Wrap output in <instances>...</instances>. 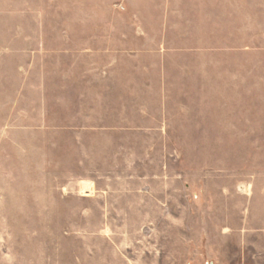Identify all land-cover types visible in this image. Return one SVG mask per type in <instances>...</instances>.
<instances>
[{
    "label": "rangeland",
    "instance_id": "rangeland-1",
    "mask_svg": "<svg viewBox=\"0 0 264 264\" xmlns=\"http://www.w3.org/2000/svg\"><path fill=\"white\" fill-rule=\"evenodd\" d=\"M0 264H264V0H0Z\"/></svg>",
    "mask_w": 264,
    "mask_h": 264
},
{
    "label": "bare ground",
    "instance_id": "bare-ground-1",
    "mask_svg": "<svg viewBox=\"0 0 264 264\" xmlns=\"http://www.w3.org/2000/svg\"><path fill=\"white\" fill-rule=\"evenodd\" d=\"M81 188H82V190L87 191L88 186L83 184V185H81Z\"/></svg>",
    "mask_w": 264,
    "mask_h": 264
}]
</instances>
